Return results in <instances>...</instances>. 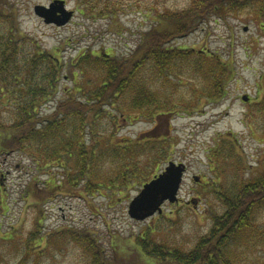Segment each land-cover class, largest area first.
I'll return each mask as SVG.
<instances>
[{"label":"rangeland","instance_id":"rangeland-1","mask_svg":"<svg viewBox=\"0 0 264 264\" xmlns=\"http://www.w3.org/2000/svg\"><path fill=\"white\" fill-rule=\"evenodd\" d=\"M55 1H63L74 13L64 26L47 25L34 12L37 5L48 7ZM5 3L14 6L21 28L41 51L53 53L64 64L58 92L41 107V114L47 116L61 100L80 97L75 83L84 81L82 75L74 78L70 64L77 67L83 56L102 50L129 57L142 37L157 25L159 14L185 9L190 0ZM168 45L194 54L179 63L180 76L173 95L181 102L195 101H191V108L186 110V104H178L175 112L155 120L143 117L130 122L120 118L114 125L102 121L101 128L115 135V144L131 140L143 145L136 156L125 159L123 166H131L128 171L120 170L111 160L102 164L118 179L126 173L128 184L94 195L87 191L83 195L80 189L50 192L43 183L47 175H38L26 153H0V264H94L92 252L62 236L67 231L82 233V237L89 234L97 240L104 250L100 259L106 264L113 259L116 264H147L137 242L150 230L157 243L189 252L208 236L213 215L225 212L220 198L239 194L245 184L264 175V112L258 113L256 106L262 97L264 77V18L258 20L253 7L213 16L195 32ZM201 51L233 64V80L219 101L207 99L210 87L204 76L198 75L195 81L192 75L195 64L198 66L195 55ZM143 78L150 79L151 74ZM155 86L159 89L160 83ZM203 87H207L204 92L195 95ZM244 96L251 101L244 102ZM9 114L10 109L0 108L1 116L7 118ZM164 152L169 154L165 159L157 156ZM170 162L187 167L178 202L166 203L162 214L147 220L132 219L128 214L131 201L144 182L162 173ZM33 189L38 196H33ZM255 225L261 232L257 229L259 233L247 241L249 246L234 248L241 260L237 264H264V209Z\"/></svg>","mask_w":264,"mask_h":264},{"label":"trees","instance_id":"trees-1","mask_svg":"<svg viewBox=\"0 0 264 264\" xmlns=\"http://www.w3.org/2000/svg\"><path fill=\"white\" fill-rule=\"evenodd\" d=\"M5 1L0 0V108L10 109V116L0 115V153H26L35 163L38 175H47L43 183L50 192L80 189L83 195L86 191L94 195L128 184L126 173L118 179L102 164L111 160L120 170L128 171L131 166H123L125 159L136 156L143 146L131 140L115 144V135L101 128L102 121L114 125L120 118L130 122L143 117L155 120L172 114L183 104L189 110L195 102H181L173 96L180 76L179 63L194 54L168 44L195 32L213 16L253 7L258 20L264 18V0H190L185 9L159 14L157 25L142 37L129 57L102 50L83 56L77 67L70 64L74 78L82 75L85 82L75 83L80 97L61 100L51 114L43 116L42 104L58 92L64 64L53 53L41 51L21 28L14 6ZM195 56V81L198 75L204 76L207 83L198 79L210 87L207 99L219 101L233 80L232 62L204 51ZM149 73L151 78L144 79ZM262 81L258 113L264 112V77ZM156 82L160 83L159 89L154 88ZM205 88L195 95L202 94ZM168 155L164 152L157 156L165 159ZM33 196H38L34 189ZM220 200L226 206L225 212L213 215L208 236L202 237L191 251L157 243L150 230L138 239L140 256L147 264H237L241 260L234 248L246 247L247 241L261 232L255 224L258 213L264 209V175L245 184L239 194H224ZM67 232L60 234L92 252L94 264H106L100 259L104 250L97 240L89 234L82 237V233ZM116 263L113 259L107 264Z\"/></svg>","mask_w":264,"mask_h":264},{"label":"water","instance_id":"water-1","mask_svg":"<svg viewBox=\"0 0 264 264\" xmlns=\"http://www.w3.org/2000/svg\"><path fill=\"white\" fill-rule=\"evenodd\" d=\"M34 12L45 24L58 27L69 23L74 15L72 11L67 10L63 1H55L48 7L37 5ZM243 100L248 101V98L244 97ZM186 171L185 164L170 162L164 171L146 183L138 196L131 201L129 216L134 220L144 221L157 213L162 214L166 202L177 203Z\"/></svg>","mask_w":264,"mask_h":264}]
</instances>
